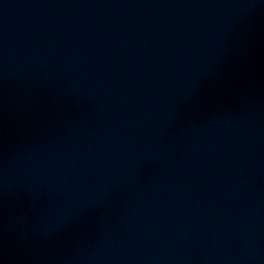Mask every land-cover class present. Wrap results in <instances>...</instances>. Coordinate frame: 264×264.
<instances>
[{
    "label": "water",
    "instance_id": "1",
    "mask_svg": "<svg viewBox=\"0 0 264 264\" xmlns=\"http://www.w3.org/2000/svg\"><path fill=\"white\" fill-rule=\"evenodd\" d=\"M0 264H264V0H0Z\"/></svg>",
    "mask_w": 264,
    "mask_h": 264
}]
</instances>
